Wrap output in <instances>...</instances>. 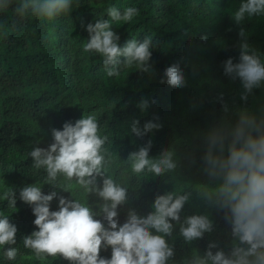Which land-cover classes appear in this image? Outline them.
<instances>
[{"label":"trees","instance_id":"trees-1","mask_svg":"<svg viewBox=\"0 0 264 264\" xmlns=\"http://www.w3.org/2000/svg\"><path fill=\"white\" fill-rule=\"evenodd\" d=\"M16 3L13 0L12 7L0 11V192L12 188L16 206L10 208L0 200V212L18 229L15 246L19 251L15 260L7 261L0 248V264H69L51 257L41 261L23 247V237L38 229L31 206L20 200L19 192L29 184H42L46 176L43 169L32 168L28 155L32 148H47L53 142L52 128L62 130L66 121L74 123L89 114L96 116L102 134L109 137L106 147L114 156L113 175L128 186L129 199L118 206V224L126 221L129 209L147 215L156 195L185 186L183 191L192 195L180 213L181 223L187 216L206 214L214 228L201 239L185 242L179 234L180 224L170 221L174 228L166 240L174 256L168 264H184L193 251L202 255L209 242L218 245L213 252H229L233 238L224 213L202 200L194 186L218 182L206 175L202 159L212 128L234 126L241 110L264 117V82L242 99L241 81L223 71L228 57L239 62L241 27L243 39L264 61V15L236 25L231 13L240 0H73L69 14L49 20L20 17L14 11ZM110 5L121 11L128 6L139 9L131 23H113L111 28L121 46L133 38L142 41L151 36L150 71L122 68L119 77H109L102 57L83 51L89 38L86 25L108 19ZM123 60L120 57L118 67ZM176 62L184 72L183 88L161 83L164 70ZM142 99L155 103L141 111ZM134 120L140 127L148 121L161 127L138 138L131 131ZM148 140L152 142L150 158L165 149L174 150L175 171L141 179L132 175L126 159ZM98 184H102L100 178ZM41 190L47 194L53 189L43 183ZM56 191L72 198L66 191ZM88 202L95 210L100 201L89 195ZM50 210H58L56 198ZM100 255L110 258L111 248L102 249Z\"/></svg>","mask_w":264,"mask_h":264},{"label":"clouds","instance_id":"clouds-1","mask_svg":"<svg viewBox=\"0 0 264 264\" xmlns=\"http://www.w3.org/2000/svg\"><path fill=\"white\" fill-rule=\"evenodd\" d=\"M13 6V0H0V11ZM73 0H18L14 11L20 17L28 15L55 19L71 12ZM139 9L128 6L121 11L114 5L107 8L108 19H96L86 25L89 34L83 45L86 53L102 57L107 76L119 77L123 69L151 70V36L142 41L133 38L123 46L119 35L111 25L131 23L139 16ZM264 15V0H240L231 13L236 25L246 18ZM239 62L232 57L223 62L224 74L239 79L246 94L264 82V61L257 50L249 45L241 27ZM120 57H123L122 67ZM161 83L183 88L186 85L183 69L179 62L164 70ZM151 103L142 99L141 111ZM154 119H158L155 118ZM161 125L153 121L143 127L134 120L131 131L143 138ZM53 142L47 147H33L28 155L32 168L44 170L43 183L52 186L45 194L43 184H29L19 192V198L31 206L33 221L38 230L23 237V247L30 249L35 258L43 261L48 257L59 258L69 264H168L174 249L166 237L171 236L174 225L180 224L179 234L185 242L203 238L213 231V221L206 214H193L181 223L180 213L189 201L191 191L177 186L174 191L156 195L147 215L141 216L129 209L127 219L118 224V206L129 199L128 186L117 179L111 165L113 153L106 144L109 137L102 134L95 115H82L73 122H65L62 130L51 129ZM151 140L130 152L126 161L137 179L149 175L162 176L178 167L174 150L165 149L156 158L149 157ZM206 151L202 157L204 172L215 184H196L197 195L210 207L224 213L223 219L230 226L233 244L229 252L209 242L201 255L193 251L184 264H264V117H257L241 110L234 126L212 128L206 136ZM98 178L102 184H98ZM61 189L72 198L62 196ZM89 195L99 198L94 210L88 202ZM58 200V210H50L53 199ZM0 200L7 201L10 208L16 206V195L12 188L0 192ZM97 217H100L99 219ZM153 230L155 234L153 233ZM17 227L9 222L8 215L0 212V248L4 249L7 261L18 255ZM111 248V257L100 255L102 249Z\"/></svg>","mask_w":264,"mask_h":264}]
</instances>
